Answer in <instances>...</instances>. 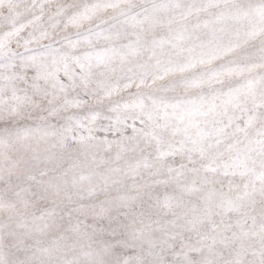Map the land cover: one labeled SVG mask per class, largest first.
I'll return each instance as SVG.
<instances>
[{
	"label": "snow or ice",
	"instance_id": "6c2138e0",
	"mask_svg": "<svg viewBox=\"0 0 264 264\" xmlns=\"http://www.w3.org/2000/svg\"><path fill=\"white\" fill-rule=\"evenodd\" d=\"M0 264H264V0H0Z\"/></svg>",
	"mask_w": 264,
	"mask_h": 264
}]
</instances>
